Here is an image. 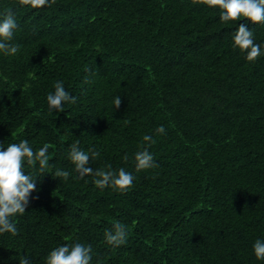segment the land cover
Wrapping results in <instances>:
<instances>
[{
	"label": "trees",
	"instance_id": "obj_1",
	"mask_svg": "<svg viewBox=\"0 0 264 264\" xmlns=\"http://www.w3.org/2000/svg\"><path fill=\"white\" fill-rule=\"evenodd\" d=\"M6 8L20 51L0 53V143L51 147L44 173L25 169L40 177L38 199L12 218L18 235L0 234V264L21 255L44 264L52 248L75 242L92 245V264H264L252 248L264 240V56L246 61L230 38L245 23L264 46V24L221 23L218 8L193 0H56L41 9L0 0ZM57 81L77 102L50 113ZM76 141L100 153L89 167H123L133 186L77 179L67 158ZM144 147L159 166L137 172ZM115 221L128 232L119 247L104 238Z\"/></svg>",
	"mask_w": 264,
	"mask_h": 264
},
{
	"label": "clouds",
	"instance_id": "obj_2",
	"mask_svg": "<svg viewBox=\"0 0 264 264\" xmlns=\"http://www.w3.org/2000/svg\"><path fill=\"white\" fill-rule=\"evenodd\" d=\"M56 0H18L20 7L41 9L51 7ZM193 3H201L210 8L219 9V20L221 23L247 20L252 24H264V0H193ZM18 29L15 13L11 8L0 12V53L5 56H14L20 51L18 44L12 43L14 33ZM231 44L234 50L244 54L248 62H255L264 56V46L257 43L254 33L245 23H239L234 31L230 33ZM47 107L50 113L63 112L66 103L75 104L77 97L71 95L64 87L62 81L54 84V92L47 97ZM115 109H119L122 103L120 96L112 101ZM157 134H165V128L161 125L156 129ZM142 140L149 147L155 141L150 135H144ZM50 144L45 143L39 149H34L27 139L19 142L9 143L6 147L0 143V234L10 233L18 235L16 223L13 217L23 215L33 197L37 192V184L40 177L26 172V167L36 169L44 173L49 165ZM100 153L94 148L87 151L79 147V141L71 144L68 150V159L78 174L77 179L93 176L94 185L99 189L112 188L113 190L125 192L133 186L135 179L131 172L123 167L113 169L111 164L104 168L93 169L89 162L99 157ZM125 161L129 159L125 154ZM135 169L137 172L158 167L154 156L144 147L143 150L134 154ZM55 177L68 179L70 173L63 169L55 171ZM105 242L113 247H119L126 243L128 232L126 225L115 221L112 226L104 231ZM253 253L257 260H264V240L256 239L253 243ZM93 248L91 244L75 242L63 244L52 248L44 257V264H92ZM19 264H32L29 256L21 255ZM97 264L99 262L97 261Z\"/></svg>",
	"mask_w": 264,
	"mask_h": 264
}]
</instances>
